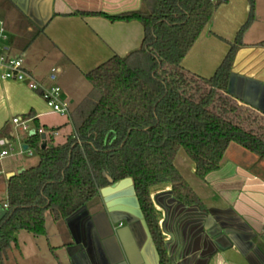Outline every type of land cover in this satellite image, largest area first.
I'll list each match as a JSON object with an SVG mask.
<instances>
[{
    "label": "trees",
    "instance_id": "16d2710c",
    "mask_svg": "<svg viewBox=\"0 0 264 264\" xmlns=\"http://www.w3.org/2000/svg\"><path fill=\"white\" fill-rule=\"evenodd\" d=\"M227 2L142 0L141 9L118 14L80 12L111 21L138 20L143 40L85 74L91 89L70 112L73 133L64 142L53 144L38 131L21 140L39 161L7 179L0 264H6L18 232L44 235L46 213L54 221L85 215L102 187L125 178L132 179L160 264H169L151 187L171 183L177 200L202 205L175 164L179 151L186 152L201 178L220 167L232 142L264 160V114L240 106L228 90L256 0H248V19L212 76L183 65L215 10ZM10 131L5 128L3 135L11 141Z\"/></svg>",
    "mask_w": 264,
    "mask_h": 264
},
{
    "label": "crops",
    "instance_id": "0c3cea01",
    "mask_svg": "<svg viewBox=\"0 0 264 264\" xmlns=\"http://www.w3.org/2000/svg\"><path fill=\"white\" fill-rule=\"evenodd\" d=\"M9 1L0 0V20L4 22L7 34L12 36L5 44V52L25 56V68L45 85L51 84L50 72H43L40 66L49 58L50 71L52 68L58 70L57 83L62 88V99L68 107L72 106L70 112L91 89L86 73L116 55H126L138 48L143 40V26L138 20L111 21L101 15L80 13L118 14L141 9L142 0ZM240 2L238 12L235 7V12L229 9L232 0L215 10L188 55L194 54L201 41L232 42L233 35L249 15L248 0ZM258 23L264 24V0H256L255 17L243 35L244 42L237 48L229 86L231 95L240 106L264 114V34L248 38L252 34L250 30ZM224 30L230 36H224ZM39 39L47 49L45 54L38 55L37 60L31 62L30 46ZM18 49L22 54L16 53ZM184 67L206 75L203 68L186 64ZM53 113L59 112L47 106L39 91L31 90L23 82L0 77V146L5 144L2 143L4 140L10 143L18 140L20 127L12 121L15 116L30 115L27 118L30 131L35 129L33 123L46 130L50 126L43 120ZM7 127L14 140L3 135ZM241 148L232 142L220 167L205 178L198 177L194 167L192 174L196 177L191 176L192 184L176 165L202 205H187L177 200L172 194L171 183L151 187L150 195L169 264H264V161ZM21 154L23 152L17 155ZM182 163L189 164L185 156ZM30 166L33 165L23 158L6 163V188L10 172ZM0 200L1 215L7 196ZM49 220L46 213L45 234ZM56 222L65 226L72 237L63 242L69 264H160L131 179L102 187L99 195L87 203L85 215ZM20 234L21 231L16 234V246Z\"/></svg>",
    "mask_w": 264,
    "mask_h": 264
},
{
    "label": "rangeland",
    "instance_id": "374dc122",
    "mask_svg": "<svg viewBox=\"0 0 264 264\" xmlns=\"http://www.w3.org/2000/svg\"><path fill=\"white\" fill-rule=\"evenodd\" d=\"M241 5L242 2H240V0H232L229 9L232 11L236 9V12H238ZM233 7H235L234 10ZM231 16L233 17V15ZM233 18H235V16ZM237 32L232 37V43L236 40ZM250 33L252 34H249V39H254L258 38V36H262V34H264V24H256L252 27ZM222 34H224V36L226 37L230 36V34L226 30H224ZM8 36L9 37L7 39H1L0 42L2 43V45H5L11 41L12 36L9 33ZM243 42L244 40L242 38V43ZM30 47L31 48L29 51L32 57L31 62H35L38 58V55L40 56L45 54V51L47 49L46 45H44L41 39L34 42V44ZM198 47L199 48H197V50L193 52L194 54H189L187 56V59L184 63L189 66L194 65L196 68H203V71L206 74L205 76L210 77L214 74L217 66L225 57L230 44L224 40L214 39L212 41L209 40L208 42L204 43L201 41ZM27 49L28 48H26L25 50L28 51ZM16 53L22 54L20 49H18ZM24 59L25 56H23V60ZM50 65L51 60L47 58L46 61L41 64L40 69L43 72L49 73L51 68ZM69 108H72V106ZM43 122H46V124L50 126L48 129H46V131L49 142L51 141L53 144L64 142L67 137L73 133V126L67 114L53 113L46 116ZM32 127L37 128L34 123L32 124ZM53 132H55V134L53 135V139L50 140L52 138L51 134ZM17 134L19 137L18 140L12 142L10 145L6 143L0 146V152L2 151L1 149H6L10 152L9 155L0 157V198H5L7 196V188L4 184V165L6 163L19 158H23V160L31 165H35L39 161V156L33 150L32 155H29L27 152H23L21 156L17 155L18 152H21V150L23 149V142L21 140H26L28 137V133L27 131L19 128L17 130ZM21 137L23 139H20ZM234 145L238 144L234 143ZM11 148H13L14 150H11ZM241 149L242 151H244L243 148ZM183 156L186 157V160L189 163L188 165L182 163ZM175 163L176 165H178L186 179L192 184L194 181L193 179H191V176L196 177L194 176L195 174H192V170L194 169L195 165L184 150H181ZM194 179L195 181H197V178ZM47 217L48 220L50 219L47 224V234L35 236L34 234L26 230H22L18 238V246H16L15 244L13 245L12 250L9 252V257L6 260V264H59V262L62 264L70 263L67 247H65L63 244L64 241L68 242L70 241V239H72L71 235L69 234V230L65 226H60L59 222L54 221L49 213H47Z\"/></svg>",
    "mask_w": 264,
    "mask_h": 264
},
{
    "label": "built area",
    "instance_id": "2783aa9c",
    "mask_svg": "<svg viewBox=\"0 0 264 264\" xmlns=\"http://www.w3.org/2000/svg\"><path fill=\"white\" fill-rule=\"evenodd\" d=\"M8 34L4 25V22L0 20V41L1 39H7ZM6 47L0 42V77L4 80H13L25 83L31 90L39 91L41 96L45 100L47 106L54 112H59L61 114H67L70 116V109L67 103L62 99V88L57 83L58 70L57 68H52L49 74L51 80L50 85H45L40 80L36 79L34 75L28 71L24 66V60L22 55L12 56L5 52ZM5 52V53H4ZM13 123L20 127L22 130L27 131L30 135V125L29 119L24 118L21 115H17L12 119ZM35 133H45L47 136V131L43 128L33 129ZM53 132L51 135H54ZM20 139H23L22 137ZM2 143L9 145L11 144L8 140L2 141ZM23 148V147H22ZM11 150H14L11 148ZM21 152H27L32 154V149H22ZM10 152L6 149L0 152V157H5L9 155ZM7 207V204H5Z\"/></svg>",
    "mask_w": 264,
    "mask_h": 264
},
{
    "label": "water",
    "instance_id": "95a60500",
    "mask_svg": "<svg viewBox=\"0 0 264 264\" xmlns=\"http://www.w3.org/2000/svg\"><path fill=\"white\" fill-rule=\"evenodd\" d=\"M230 76H232V73L230 74ZM229 80H230V79H229ZM228 90H229V93L231 94V93H232V91H231V86L228 87ZM29 134H30V135L35 134V131L32 130V131H30ZM41 137H42V139H46L47 136H46L45 133H43ZM43 147H45V144H43ZM23 148H24V149H28V148H29L28 144H23ZM24 170H25V168L22 167V168L18 169L17 172H10V173L8 174V178L11 177V176H13V175H15V174H20V173H22ZM109 179H110V181H112L111 178H109ZM125 179H126V178H125ZM128 179H131V178H128ZM131 180H132V179H131ZM5 212H6L5 209H3V212H2L1 215H0V218H2V217L5 215Z\"/></svg>",
    "mask_w": 264,
    "mask_h": 264
},
{
    "label": "flooded vegetation",
    "instance_id": "af4514ba",
    "mask_svg": "<svg viewBox=\"0 0 264 264\" xmlns=\"http://www.w3.org/2000/svg\"><path fill=\"white\" fill-rule=\"evenodd\" d=\"M81 257V255H79Z\"/></svg>",
    "mask_w": 264,
    "mask_h": 264
}]
</instances>
